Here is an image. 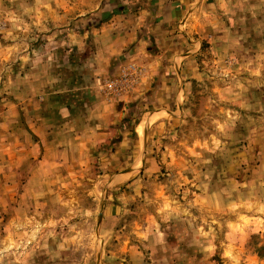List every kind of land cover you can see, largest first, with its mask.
<instances>
[{
	"label": "rangeland",
	"instance_id": "obj_1",
	"mask_svg": "<svg viewBox=\"0 0 264 264\" xmlns=\"http://www.w3.org/2000/svg\"><path fill=\"white\" fill-rule=\"evenodd\" d=\"M98 2L0 0V264H264V0L196 17L178 121L153 130L152 164L131 179L110 138L57 145L74 140L67 101L86 117L73 36Z\"/></svg>",
	"mask_w": 264,
	"mask_h": 264
},
{
	"label": "crops",
	"instance_id": "obj_2",
	"mask_svg": "<svg viewBox=\"0 0 264 264\" xmlns=\"http://www.w3.org/2000/svg\"><path fill=\"white\" fill-rule=\"evenodd\" d=\"M98 1L89 10L80 6L84 24L73 36L82 51L81 71L87 70L85 85L77 88L87 98L85 107L79 110L86 117L79 122L73 120L78 110L75 101H67L61 111L65 117L69 114V125L64 124L69 130L65 132L74 140L68 138L57 145L67 153L77 144L79 152L86 154L110 138L107 156L123 162L124 170L116 175L131 179L146 164H152L147 149L153 130L166 129L178 121L186 81L202 46L195 34L199 31L195 28L196 17L217 0ZM93 17L96 23L90 24ZM68 60L73 59L65 57L64 64ZM130 64L142 70L137 82L120 94H108L102 80L120 77ZM76 95V91L70 93ZM43 137V150H47V146L54 145L53 136L47 133Z\"/></svg>",
	"mask_w": 264,
	"mask_h": 264
},
{
	"label": "built area",
	"instance_id": "obj_3",
	"mask_svg": "<svg viewBox=\"0 0 264 264\" xmlns=\"http://www.w3.org/2000/svg\"><path fill=\"white\" fill-rule=\"evenodd\" d=\"M141 68L135 64H130L127 66L118 78H113L107 84L108 89H110L115 94H120L128 89H130L138 80L141 75Z\"/></svg>",
	"mask_w": 264,
	"mask_h": 264
}]
</instances>
